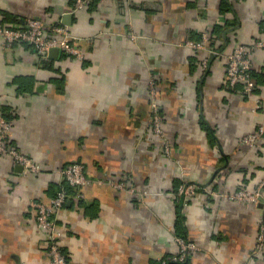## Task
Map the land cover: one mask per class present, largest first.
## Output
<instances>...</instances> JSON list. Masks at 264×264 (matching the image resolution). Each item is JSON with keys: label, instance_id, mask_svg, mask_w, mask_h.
<instances>
[{"label": "crops", "instance_id": "1", "mask_svg": "<svg viewBox=\"0 0 264 264\" xmlns=\"http://www.w3.org/2000/svg\"><path fill=\"white\" fill-rule=\"evenodd\" d=\"M36 16L65 26L83 57L0 35V120L11 116L12 144L41 169L0 153V264H48L34 202H49L76 161L92 182L59 214L68 264H160L178 236L199 249L174 264H264V204L227 196L264 179V132L242 142L264 126V49L252 96L225 72L236 45L264 39V0H0V31ZM204 34L205 48L189 44ZM153 79L169 150L151 125ZM184 182L200 185L188 202Z\"/></svg>", "mask_w": 264, "mask_h": 264}, {"label": "built area", "instance_id": "2", "mask_svg": "<svg viewBox=\"0 0 264 264\" xmlns=\"http://www.w3.org/2000/svg\"><path fill=\"white\" fill-rule=\"evenodd\" d=\"M97 0H76L75 10L88 7ZM101 2L105 0H100ZM3 38V43L7 46L13 45L17 41H25L31 44L38 54H48L52 48H60L62 51L70 54H75L78 57H83L81 48L75 45L72 41L67 28L61 24L52 26V33L48 32L46 23L39 17H30L24 23L17 27H7L0 31ZM203 42H190L191 46L201 48L207 44L209 36L204 34ZM256 49H264V39H255L246 44H238L233 50L228 53L225 72L231 87L235 88L239 84L242 85L243 92L247 96H252L256 90V81L252 76L253 70V53ZM152 99H151V125L153 131L168 148V138L163 128V114L161 111V103L159 100L157 82L155 79L150 84ZM261 107V99L257 98L255 109ZM256 111V110H255ZM14 123L10 120L1 118L0 120V153L10 154L13 156L16 163L24 167L25 172H39L41 169L36 161L16 147L11 142V132ZM264 132V126L244 136L242 142L247 145H255ZM63 180L77 189L91 184L92 178L87 176L85 165L82 162H75L64 166L61 169ZM116 188H123V182L108 181ZM200 190V185L195 182H184L178 190V194L183 198L184 202H188ZM79 197H83L82 192H78ZM228 197L247 204H264V179L255 189H238ZM70 193L62 188L53 196L49 202L35 201L37 224L46 230L48 237V264H68V257L61 244L60 238L62 235L59 227L58 219L65 203L68 201ZM179 245L176 254L169 255L161 260L160 264H170V262L182 263L186 262L192 252L199 249V246L191 240H187L182 236L176 237ZM258 254L264 253V211L262 210L260 230L257 238Z\"/></svg>", "mask_w": 264, "mask_h": 264}, {"label": "trees", "instance_id": "3", "mask_svg": "<svg viewBox=\"0 0 264 264\" xmlns=\"http://www.w3.org/2000/svg\"><path fill=\"white\" fill-rule=\"evenodd\" d=\"M74 2H76V0H74ZM47 25V28H48V31H49V33L51 34L52 33V26L53 25H55V24H46ZM50 28V29H49ZM252 76H253V70H252ZM7 119H10V117L11 116H5ZM12 119V118H11ZM10 119V120H11ZM76 162H81V161H76ZM73 163H75V162H73ZM83 163V162H82ZM72 164V163H71ZM62 188H64V189H66L69 193H70V197H72L73 196V190H76V187H74V186H72V185H70L69 183H68V181H66V180H63L60 184H59V186H58V189H57V191H56V193L54 194V196L57 194V192L58 191H60ZM69 197V198H70ZM183 237V236H182ZM69 259V258H68ZM189 259V258H188ZM188 261V260H187ZM174 263H177V262H170V264H174ZM182 263H185V262H182Z\"/></svg>", "mask_w": 264, "mask_h": 264}, {"label": "rangeland", "instance_id": "4", "mask_svg": "<svg viewBox=\"0 0 264 264\" xmlns=\"http://www.w3.org/2000/svg\"><path fill=\"white\" fill-rule=\"evenodd\" d=\"M246 44V43H245ZM206 47V43H205V46L201 47V48H198V49H203ZM261 106H262V101H261Z\"/></svg>", "mask_w": 264, "mask_h": 264}, {"label": "water", "instance_id": "5", "mask_svg": "<svg viewBox=\"0 0 264 264\" xmlns=\"http://www.w3.org/2000/svg\"><path fill=\"white\" fill-rule=\"evenodd\" d=\"M55 48H52L51 50H54Z\"/></svg>", "mask_w": 264, "mask_h": 264}]
</instances>
